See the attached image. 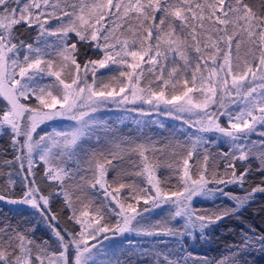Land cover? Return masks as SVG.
<instances>
[{"label": "snow or ice", "instance_id": "1", "mask_svg": "<svg viewBox=\"0 0 264 264\" xmlns=\"http://www.w3.org/2000/svg\"><path fill=\"white\" fill-rule=\"evenodd\" d=\"M0 102V202L32 210L0 215V264L264 254L243 217L264 196V0H0ZM226 221L244 226L224 255L191 251Z\"/></svg>", "mask_w": 264, "mask_h": 264}, {"label": "trees", "instance_id": "2", "mask_svg": "<svg viewBox=\"0 0 264 264\" xmlns=\"http://www.w3.org/2000/svg\"><path fill=\"white\" fill-rule=\"evenodd\" d=\"M3 106V103L0 102V107ZM104 120H107L114 124L118 129H120L124 134H133L132 129L135 126L131 124H120L119 120L116 117H101ZM145 119H156V118H145ZM157 120V119H156ZM167 127L166 129H157L153 126V133H160L162 136H168L169 133L175 128V126L171 125L170 123L165 124ZM173 127V128H172ZM181 125L179 130L181 129ZM177 128V127H176ZM177 130V139L181 142L184 141L185 137L179 135V130ZM6 141L3 138H0V145H5ZM222 148H226V145L220 144L213 147V151L221 150ZM17 186V190H18ZM197 206H201L204 208L211 207V203L207 201H199ZM54 207L58 210L60 205L57 203ZM260 207H264V196H257V202L252 205L251 208L248 209L247 212L243 213L244 224H251L255 226L257 229H264V213L256 214V210ZM32 210L27 207H20V206H12L5 204L4 202H0V215H8L10 218L15 220H24L28 219L31 216ZM244 224L237 222V221H226L225 224H222L219 228L215 230L212 235L210 242L208 243H200L197 242L195 245L191 246V251L200 257H206L209 260H216L220 258L222 255L225 254L226 246L232 243L237 236L234 233H239L241 228ZM38 235H43V232L38 233ZM134 244L139 247H148L151 244V241L146 238H140L134 236L131 239ZM249 264H264V254L259 252L247 257Z\"/></svg>", "mask_w": 264, "mask_h": 264}, {"label": "rangeland", "instance_id": "3", "mask_svg": "<svg viewBox=\"0 0 264 264\" xmlns=\"http://www.w3.org/2000/svg\"><path fill=\"white\" fill-rule=\"evenodd\" d=\"M99 116L100 117H109V116L110 117H116L119 121L121 119H123L124 117H127V119H124V123L123 124H131L133 126H135V125L132 123V121L135 118H137V114L136 113L129 114V113L123 112L120 109H116L115 107H110L109 109L103 110L99 114ZM151 117L152 118H156L157 120H161L164 124L170 123L171 125L175 126V128L177 127L176 129H178V130L180 128V125L182 126V122L181 121L174 120L171 117L159 116V115H156L155 113H153V115ZM59 126H60V122L59 121H54V122H51V125L49 127H47L46 130H49L50 131L51 130V127H59ZM42 127H44V126H42ZM12 206L27 207V206H24V205H12ZM199 207L200 208H204V207H201V206H199ZM134 236L135 235H130L127 238L131 240Z\"/></svg>", "mask_w": 264, "mask_h": 264}]
</instances>
